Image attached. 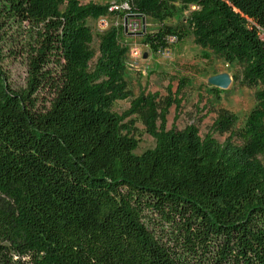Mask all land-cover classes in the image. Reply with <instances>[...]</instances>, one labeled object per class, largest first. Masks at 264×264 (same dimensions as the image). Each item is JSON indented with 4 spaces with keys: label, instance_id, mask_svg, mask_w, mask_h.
<instances>
[{
    "label": "trees",
    "instance_id": "trees-1",
    "mask_svg": "<svg viewBox=\"0 0 264 264\" xmlns=\"http://www.w3.org/2000/svg\"><path fill=\"white\" fill-rule=\"evenodd\" d=\"M125 1L0 0V264H264V0ZM177 6L184 23L168 24ZM129 15L158 22L143 35L153 54L191 33L239 65L255 89L243 124L219 106L204 136L195 123L167 128L185 77L132 97ZM104 16L123 22L95 50L86 20ZM8 56L25 64L21 86ZM137 121L155 139L140 154Z\"/></svg>",
    "mask_w": 264,
    "mask_h": 264
},
{
    "label": "rangeland",
    "instance_id": "rangeland-1",
    "mask_svg": "<svg viewBox=\"0 0 264 264\" xmlns=\"http://www.w3.org/2000/svg\"><path fill=\"white\" fill-rule=\"evenodd\" d=\"M80 2L121 5L125 3V0H80ZM177 7L176 15L166 20L168 24L184 23L186 12L179 6ZM136 19L142 21V17L127 16V25ZM122 22V18L113 19L109 16L87 19L86 23L93 33L92 47L97 50L98 35L101 32L111 25H118ZM157 26V21L145 18V31H143L141 24L139 30L135 32L127 30L120 36L121 41L128 44L130 50L133 48L139 50L138 56L131 55L129 50L126 60V80L129 89L132 91V97L136 96L141 88L165 95L169 86L174 91L177 88L178 79L185 77L188 78V82L183 88L181 107L177 112L174 106L169 108L167 128L182 129L188 124L195 123L199 134L204 136L209 131V126L215 117L214 109L219 106H224L236 113L238 116L236 127H240L255 104V89L241 86L239 80L236 79V76L240 77L241 75V67L234 63L228 64L222 58H217L209 50H203L193 42L191 33L171 49V55L153 54L144 44L143 35L145 32L155 30ZM4 65L12 83L17 86L23 85L26 74L24 62L20 58L8 56L5 58ZM218 73H227L231 77V82L227 88H218L208 82L210 76ZM216 88L219 89L218 94L214 90ZM128 106L129 99L117 100L112 110L122 113ZM199 118H201L200 121ZM135 126L139 142L134 153L140 154L149 148H153L155 139L144 131V126L139 121L135 123ZM226 136L227 134L214 133V137L219 142H222ZM258 157L264 164V152Z\"/></svg>",
    "mask_w": 264,
    "mask_h": 264
},
{
    "label": "built area",
    "instance_id": "built-area-1",
    "mask_svg": "<svg viewBox=\"0 0 264 264\" xmlns=\"http://www.w3.org/2000/svg\"><path fill=\"white\" fill-rule=\"evenodd\" d=\"M128 7H129L128 6V2L125 1V3L121 4V5H113V4H111V6L109 7V10L119 9V8H126L127 9ZM126 17L124 18L125 31L129 30L131 32H135V31H137V30H139L141 28L142 21L136 19V20L130 22L127 25ZM137 17H139V16H137ZM261 36L264 39V32L261 34ZM175 42H176V37H174V36L168 37V43L169 44H173ZM130 54L134 55V56H138L139 55V50L137 48H133V49L130 50ZM157 54H161L163 56H169V55H171V48H166V49L160 50V51L157 52Z\"/></svg>",
    "mask_w": 264,
    "mask_h": 264
},
{
    "label": "water",
    "instance_id": "water-1",
    "mask_svg": "<svg viewBox=\"0 0 264 264\" xmlns=\"http://www.w3.org/2000/svg\"><path fill=\"white\" fill-rule=\"evenodd\" d=\"M131 16V15H129ZM142 28L145 31V17L142 16ZM208 82L218 88H227L231 82V77L227 73H218L210 76Z\"/></svg>",
    "mask_w": 264,
    "mask_h": 264
}]
</instances>
